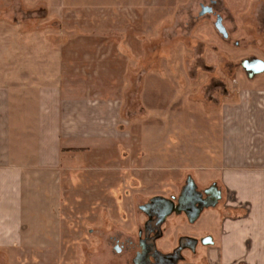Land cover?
Here are the masks:
<instances>
[{
  "label": "rangeland",
  "instance_id": "374dc122",
  "mask_svg": "<svg viewBox=\"0 0 264 264\" xmlns=\"http://www.w3.org/2000/svg\"><path fill=\"white\" fill-rule=\"evenodd\" d=\"M211 1L0 0V28L19 23V32L56 51L69 45L71 55L85 56L87 89L118 104V137L97 139L81 160L86 168L71 174L80 184L65 195L61 237L42 230L21 245L0 246V264H134L135 247L126 242L136 243L144 226L140 204L177 193L188 176L199 188L212 184L201 181L217 172L208 168L217 157L206 125L217 127L222 106L240 102L242 93L264 95V72L250 78L242 66L264 60V0ZM202 4L215 13L200 15ZM216 12L227 38L215 27ZM227 201L223 191L193 223L171 215L158 246L168 251L185 234H212L208 223ZM113 236L125 242L121 252ZM204 248L185 251L180 264H206Z\"/></svg>",
  "mask_w": 264,
  "mask_h": 264
},
{
  "label": "crops",
  "instance_id": "0c3cea01",
  "mask_svg": "<svg viewBox=\"0 0 264 264\" xmlns=\"http://www.w3.org/2000/svg\"><path fill=\"white\" fill-rule=\"evenodd\" d=\"M20 29L19 23L0 28L2 247L42 230L61 237L65 195L80 184L71 174L86 168L81 160L97 139L118 137L117 101L87 89L85 56L71 55L69 45L56 51ZM203 134L217 157L208 168L217 172L201 181H212L228 198L218 221L208 223L206 264H264V95L242 93L240 102L223 105L220 124L206 125Z\"/></svg>",
  "mask_w": 264,
  "mask_h": 264
},
{
  "label": "water",
  "instance_id": "95a60500",
  "mask_svg": "<svg viewBox=\"0 0 264 264\" xmlns=\"http://www.w3.org/2000/svg\"><path fill=\"white\" fill-rule=\"evenodd\" d=\"M213 12V7L210 5H205L202 4V10L200 12V15H204L206 13H211ZM215 27L217 30L225 37L227 38L229 36V33L227 31V28L225 27L223 23V17L221 14L217 15L216 22H215ZM242 66L247 70L248 76L251 78L254 75L261 74L264 72V60L258 57H252L249 59H245L242 62ZM187 183L189 186L186 188V190L182 194V198L180 201V205H176L173 199L167 198L165 196H156L152 199V202L150 204L151 207H155L158 211L154 212H149V215L152 217L154 214L157 215L156 218V229L159 230V232L155 235H153L150 238V252L148 255H153L157 259L156 264H179V260L182 259V253L181 251L189 245L192 249H194L197 245V239L194 237L190 236H182L179 240V246L170 253H162L157 249L156 245V239L161 237L162 232H161V225L165 222V220L172 215L174 212L180 213L183 210L189 215V219L191 222L196 221L203 210L206 207H213L217 205L219 200L222 198V193L221 191L217 188L216 184H213L211 186L212 191V197L210 198L211 200L208 201V203L203 202L201 199V192H197L198 200L193 201V206L191 210L189 211L188 208L184 207L185 204L188 202V198L191 196L190 190L194 191V189L197 187L195 180L189 176ZM208 192V190H207ZM208 192V193H209ZM190 195V196H189ZM196 201L198 204H195ZM207 201V200H206ZM149 206V205H148ZM141 209L144 211L146 210V206H141ZM149 234V231L147 232ZM212 241L210 236H207V238L204 240V244H208Z\"/></svg>",
  "mask_w": 264,
  "mask_h": 264
},
{
  "label": "flooded vegetation",
  "instance_id": "af4514ba",
  "mask_svg": "<svg viewBox=\"0 0 264 264\" xmlns=\"http://www.w3.org/2000/svg\"><path fill=\"white\" fill-rule=\"evenodd\" d=\"M211 3L214 5L216 2L214 0H212ZM211 13H213V14L215 13L214 8H213V12H211ZM211 13H208V14H211ZM218 14H220V13L219 12H216V15H218ZM248 73L249 72L247 71V74ZM188 178H189V176L187 177V180H186L185 184L178 189V192L177 193L171 194V195L165 196V197L173 199V201L175 202L176 205H180V201H181V198H182V194L186 190V188L189 186V184L187 183ZM196 185H197V183H196ZM211 186H212V184L211 185H207L204 188H199V186L197 185V187L194 189V191L190 190L191 196L189 195L190 197L188 198V202H187V204H185L184 207L188 208L189 211L191 210V208L193 206V204H192L193 201L194 200H198L197 199L198 196L196 194L197 192H201V194H202L201 199L203 200V202L208 203V201L211 200L210 198L212 197V191L209 192V190H211ZM207 190H208L209 193L207 192ZM156 196H164V195H154V196L150 197V199L148 201H146L143 204H140V206H139L140 210H142L141 209V206H146V210L147 211L142 210V212L145 214L146 217H145V221H144L143 228L140 229L139 232H138V241L136 243H134L133 241L126 242L127 245H128V248H130L131 246L132 247H135V256H134V259H133L134 264H156L157 263V259L153 255H151V254L148 255L149 252H150V238L153 235H155V234H157L159 232V230L155 228L156 227V223L155 222H156L157 215L154 214L152 217L149 215V212L151 213V212H154V211L155 212L158 211L155 207L153 208V207L150 206V204L152 202V199L154 197H156ZM221 199L219 200V202L221 201ZM219 202L217 203V205L219 204ZM195 204H198V202L196 201ZM217 205H215V206H217ZM215 206H213V207H206L203 211H205L207 209H212ZM172 215L183 216V217H185V219L187 220L188 223H193V222L190 221L189 215L184 210L182 212H180V213L174 212ZM168 218L161 225V232H162L161 237H159L158 239H156L157 249L160 252H162V253H170V252H173L179 246V240L182 237L181 236L178 239V243L173 248H171L168 251H165V250L161 249L158 246V241L161 238H163V236H164L163 226L165 225V223L168 220ZM148 231H149V234H147ZM183 236H190V237L196 238L197 239V245H196V247L194 249H192L188 245L187 247H185L181 251L183 257H182L181 260H179V262H178L179 264H180V262H182V261L185 260L184 252L185 251H189V252H192V253L196 252V250L198 249L199 245H204L203 242L207 238L208 235H204V236H201V237H197L193 233H190V234H185ZM112 238H114V241H115V249L118 252H121L125 248V246H126L125 245V242L124 243L120 242V240L117 237H114V236Z\"/></svg>",
  "mask_w": 264,
  "mask_h": 264
}]
</instances>
